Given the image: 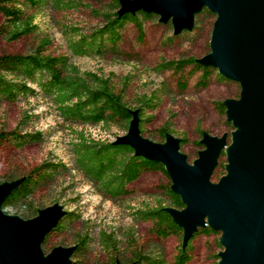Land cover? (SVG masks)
Listing matches in <instances>:
<instances>
[{
    "label": "rangeland",
    "instance_id": "374dc122",
    "mask_svg": "<svg viewBox=\"0 0 264 264\" xmlns=\"http://www.w3.org/2000/svg\"><path fill=\"white\" fill-rule=\"evenodd\" d=\"M68 1V0H66ZM73 5L60 9L52 4L36 14L37 30L29 36L10 41L3 34L4 16L0 13V56L29 54L67 55L82 71H92L100 76H111L121 88L128 82L125 98L131 108L138 106L139 98L156 94L160 98L157 109L145 113L144 136L162 142L161 128L166 127L180 139V150L191 164H195L201 151L207 148L205 134L226 138L211 182L219 185L228 175L231 164L229 148L233 144L236 126L228 120L229 100L241 98L239 82L219 76V69L212 67L206 86L199 81L203 71L188 64L176 69L169 63L181 59L200 60L211 49V38L216 12L205 6L196 13L193 28L175 34L173 20L161 21V15L149 12L148 16L137 11L143 33L134 20L128 19L118 29L114 39L104 40L100 50L87 55H75L72 41L87 36L110 22L123 7L121 0H69ZM146 12V11H144ZM47 42L45 43V41ZM186 85L181 86L179 83ZM37 88V85L34 84ZM29 116V117H28ZM41 131L44 139L19 148L5 142L0 144V182L26 175L44 162H63L67 170H60L44 181L35 191L34 207L42 210L58 203L65 211H72L74 218L67 220L66 229L51 234L45 250L75 246L81 235L89 234L91 240L86 251H80L78 264H109L111 256L99 242L101 231L114 232L120 241L117 256L131 258L135 244L146 252L161 249L165 264H173L184 242V231H173L166 238H159L153 220L137 219L134 211L147 206L155 207L159 200L170 203L166 188L173 183L170 175L161 169L145 170L130 185V193L119 199L103 194L75 164L72 144L83 132L88 139L111 141L127 132L117 125H90L66 122L55 104L41 95L22 96L16 102L0 101V131ZM185 138V142L181 141ZM166 141V140H165ZM187 205V204H186ZM1 211L27 220L28 211ZM32 218V217H31ZM225 232L199 231L193 240L194 250L188 264H220L227 246L221 242Z\"/></svg>",
    "mask_w": 264,
    "mask_h": 264
},
{
    "label": "water",
    "instance_id": "95a60500",
    "mask_svg": "<svg viewBox=\"0 0 264 264\" xmlns=\"http://www.w3.org/2000/svg\"><path fill=\"white\" fill-rule=\"evenodd\" d=\"M121 1L119 14H160L161 21L173 20L175 34L193 28L196 13L205 6L218 14L212 52L198 61L242 86L241 98L228 101V120L237 127L228 175L219 185L210 180L226 145L224 136L205 134L207 148L191 164L174 135L164 142L143 136L137 110L128 132L114 142L129 144L135 154L165 165L171 188L187 204L183 210L166 208L184 229L183 247L200 227L210 226L225 232L221 242L227 250L220 264H264V0ZM20 182L0 184V208ZM65 212L55 203L24 220L0 209V264H70L75 246H59L48 254L42 249Z\"/></svg>",
    "mask_w": 264,
    "mask_h": 264
},
{
    "label": "trees",
    "instance_id": "16d2710c",
    "mask_svg": "<svg viewBox=\"0 0 264 264\" xmlns=\"http://www.w3.org/2000/svg\"><path fill=\"white\" fill-rule=\"evenodd\" d=\"M50 4L60 9H67L73 5V1L0 0V13L4 16L3 34L10 41L31 35L38 27L34 22L36 13ZM141 13L148 16L152 15L147 11ZM128 19L134 20L139 33L142 34L143 25L137 15L132 12L117 13L103 27L87 36H80L77 41H72L70 47L73 53L75 55H87L100 50L104 45V40L114 39L117 36L118 29ZM169 64L176 69H181L188 64L198 66L203 71L202 78L199 81L203 86L208 84L209 77L214 70L211 66H206L195 58L181 59L176 62L171 61ZM219 76L224 78L221 73H219ZM34 84L37 85V88L33 86ZM179 84L181 86L186 85L184 82ZM127 86L128 82L125 81L124 85L118 88L112 81L111 76L103 77L92 71H82L67 55L45 54L36 51L29 54L0 56V101L16 102L22 96L41 95L49 98L55 104L59 114L66 122L90 125L102 123L106 126L117 125L126 132H128L134 118L133 111L137 110L140 118V130L144 136L145 113L157 109L160 98L156 94L143 96L139 98L138 106L131 108L125 98ZM161 133L165 140L167 135L171 134L166 127L161 128ZM78 137V140L72 144L76 167L103 194L112 199H119L128 195L130 185L145 170L161 169L166 175L169 174L163 163L135 154L134 148L129 144L115 143L113 140L88 139L83 132H80ZM43 139L44 134L41 131H0V144L8 142L19 148L30 143L41 142ZM181 141L184 143L185 138H182ZM67 169L68 167L63 162L48 161L36 166L26 175L7 180L21 179V182L6 197L3 206L8 211L11 209L17 213L20 210H27L28 214L25 215L27 218L37 216L40 210L34 207L32 201L35 191L55 172ZM165 191L170 203L166 204L159 200L155 207L147 206L137 208L134 211L137 219L154 221V230L161 239L168 237L171 230L184 231L181 226L175 223L166 208L173 207L183 210L186 204L181 195L171 188V184L167 186ZM73 218L74 213L66 211L59 223L46 235L42 243L45 254L52 251L46 252L44 249L51 234L65 230V222ZM199 231L214 232L216 230L210 226L200 227L185 247L181 245L173 264H188L190 262L194 250L193 240ZM90 240L89 234L81 235L78 238L70 264H78L75 257L80 251L88 249ZM99 242L106 253L111 256L109 264H165L161 249L156 253L146 252L132 243L127 244V246L133 245L134 247V250L130 252L131 258L118 257L116 253L120 250V241L115 237L114 232L101 231Z\"/></svg>",
    "mask_w": 264,
    "mask_h": 264
},
{
    "label": "bare ground",
    "instance_id": "6f19581e",
    "mask_svg": "<svg viewBox=\"0 0 264 264\" xmlns=\"http://www.w3.org/2000/svg\"><path fill=\"white\" fill-rule=\"evenodd\" d=\"M228 154H230V153H228ZM230 157V156H229ZM229 169V168H228Z\"/></svg>",
    "mask_w": 264,
    "mask_h": 264
},
{
    "label": "built area",
    "instance_id": "2783aa9c",
    "mask_svg": "<svg viewBox=\"0 0 264 264\" xmlns=\"http://www.w3.org/2000/svg\"><path fill=\"white\" fill-rule=\"evenodd\" d=\"M7 208H10V207H7Z\"/></svg>",
    "mask_w": 264,
    "mask_h": 264
}]
</instances>
